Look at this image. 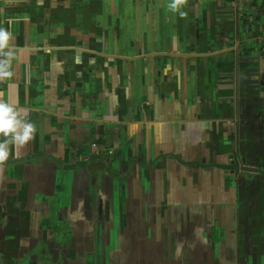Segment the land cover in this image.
Masks as SVG:
<instances>
[{"label": "crops", "instance_id": "obj_1", "mask_svg": "<svg viewBox=\"0 0 264 264\" xmlns=\"http://www.w3.org/2000/svg\"><path fill=\"white\" fill-rule=\"evenodd\" d=\"M169 3L0 0V264H264V0Z\"/></svg>", "mask_w": 264, "mask_h": 264}, {"label": "clouds", "instance_id": "obj_2", "mask_svg": "<svg viewBox=\"0 0 264 264\" xmlns=\"http://www.w3.org/2000/svg\"><path fill=\"white\" fill-rule=\"evenodd\" d=\"M187 0H170L167 8L170 12L178 14L181 18L187 16L183 9ZM14 21L9 20L11 25ZM14 39L12 32L0 26V82L11 81L14 76L12 62L16 54L12 49L11 41ZM35 123L27 119V115L15 105L0 99V169L8 162L13 149L26 146L36 137Z\"/></svg>", "mask_w": 264, "mask_h": 264}, {"label": "water", "instance_id": "obj_3", "mask_svg": "<svg viewBox=\"0 0 264 264\" xmlns=\"http://www.w3.org/2000/svg\"><path fill=\"white\" fill-rule=\"evenodd\" d=\"M233 170L234 171L241 170V171L249 172V173H258L259 172V170L257 168L248 167V166H236V167L233 168Z\"/></svg>", "mask_w": 264, "mask_h": 264}]
</instances>
